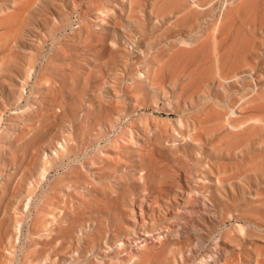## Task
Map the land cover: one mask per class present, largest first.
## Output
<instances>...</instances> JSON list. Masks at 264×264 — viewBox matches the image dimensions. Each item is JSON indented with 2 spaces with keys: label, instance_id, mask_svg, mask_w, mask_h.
I'll return each instance as SVG.
<instances>
[{
  "label": "rangeland",
  "instance_id": "rangeland-1",
  "mask_svg": "<svg viewBox=\"0 0 264 264\" xmlns=\"http://www.w3.org/2000/svg\"><path fill=\"white\" fill-rule=\"evenodd\" d=\"M129 2L0 0V264H127L142 232L128 208L158 193L171 203L146 216L149 249L199 225L190 264H264V129L222 127L228 107L264 118V0ZM194 127L202 147L180 141Z\"/></svg>",
  "mask_w": 264,
  "mask_h": 264
},
{
  "label": "bare ground",
  "instance_id": "bare-ground-1",
  "mask_svg": "<svg viewBox=\"0 0 264 264\" xmlns=\"http://www.w3.org/2000/svg\"><path fill=\"white\" fill-rule=\"evenodd\" d=\"M134 0H130L129 5L132 8ZM22 23V22H20ZM19 26V25H18ZM13 33V32H12ZM183 42V41H181ZM184 43V42H183ZM186 43V42H185ZM184 43V44H185ZM189 43V42H187ZM164 64V63H163ZM158 69V68H157ZM156 69V70H157ZM155 70V72H156ZM156 74V73H155ZM146 75L148 77H150L149 75V71L147 70ZM154 77V76H153ZM238 74L233 75L231 78L233 79H237ZM220 85L223 86V82L222 81H226V78H220ZM255 81V80H254ZM155 84V83H154ZM256 84V83H255ZM25 90V89H24ZM160 94L162 95H167L168 91L165 87L161 88ZM206 99V98H205ZM201 102H203V98L200 99ZM192 106H196L197 102H190ZM219 107V106H218ZM236 115H237V111L235 108L232 107H228V110L226 112L225 115V119L222 122V127H225L227 130L230 131V133L233 136H238V135H244L247 134L249 132H251L254 129H264V118L263 117H259V116H255V117H250L248 119H245L241 122L235 123L236 122ZM120 124V118L116 117L112 122H111V128H116V126ZM220 124V123H219ZM218 125V124H215ZM113 134V133H112ZM111 134V135H112ZM117 135V134H116ZM119 137H116L115 141L118 140ZM179 139V138H178ZM180 141H182L183 143H188V144H197L199 147L203 146L204 143V139L201 137H197L196 134V127H194L193 131L192 129H189L186 133H182L180 134ZM231 141V140H230ZM229 141V142H230ZM68 145V139L65 140V143H58V148L60 149H66V146ZM161 148V147H160ZM54 152V151H53ZM55 155H58L57 152H54ZM151 154V153H149ZM148 155V154H147ZM146 155V156H147ZM150 156V155H149ZM46 158V157H45ZM150 159V158H149ZM262 161V160H260ZM260 163V162H259ZM48 165H51V162L48 161ZM153 168V167H152ZM180 168V167H179ZM154 169V168H153ZM152 169V170H153ZM248 170H251L248 169ZM156 173V172H155ZM157 174V173H156ZM47 176V175H46ZM97 176V175H95ZM94 177V176H93ZM244 175L242 174H238L235 176L236 182H242ZM140 178L145 181L146 180V172L142 171L140 174ZM181 178V177H180ZM206 178V177H205ZM178 179V178H177ZM47 180V179H45ZM208 182L211 183H221V178L220 177H214L213 179H206ZM48 181V180H47ZM124 181V180H123ZM91 182V181H90ZM126 182V181H125ZM44 183V182H42ZM93 184V182H91ZM40 184V183H39ZM31 185V184H30ZM41 185V184H40ZM159 187V186H158ZM39 188V187H38ZM232 188V187H231ZM179 190L182 191V195L185 193V196L187 198H192L193 194H195V190L194 189H188L186 192L183 189L182 186H179ZM36 193V192H35ZM123 194V192H122ZM35 196V194H34ZM121 196V195H120ZM254 196V195H253ZM174 199H176L174 197ZM118 200V199H117ZM194 202L196 203V212L198 214H201L202 220L206 221L207 218L210 217V215L213 213L212 210H210L207 206V204L201 200H199L197 197H195ZM161 201H163L164 203H161ZM28 202V201H27ZM170 199L168 200H163V198H161V195L158 193V195L153 196L151 198V200L147 203L146 200L144 199H139L137 204H132L131 207L128 208V211L130 213H132V217L136 220V212H135V208L134 206H136L139 210V216H140V220L137 221V226L140 227L141 229V234H137V236L135 237H129L128 238V242L129 244L127 246H129V250L127 251V256L126 259L123 260V262H126L127 264H144L154 253V251H159V252H167L168 251V243L171 241V239H176V241L179 244V249L177 250V252L175 254L172 255V257L169 258V260L172 262V264H190L192 263L191 261H195V258L193 256H191L190 254H185V250H184V246L183 244L185 243L183 241V237H187L189 238H194L195 241L197 242V244L199 246L203 245L204 243V239H203V235L201 233V228L199 227V225H194L191 228L186 229L185 232H182L181 235H179L177 233V231L175 230H171L170 228L167 229L165 231V234L161 236V234H158V239L160 241V245L159 247H152L149 249V241L155 239V235L152 233L151 230H148L146 227V216H151L154 215L156 212V209L158 211H163V210H168L170 207ZM28 206V205H27ZM114 206V205H113ZM26 207V206H25ZM145 207L148 208L149 212L145 211ZM15 215L17 216L18 214L15 213ZM31 215V214H30ZM53 216V215H52ZM51 216V217H52ZM234 216V215H233ZM31 217V216H30ZM242 221V220H241ZM245 222V221H244ZM152 225V224H151ZM226 225V224H225ZM15 226V225H14ZM16 228V227H15ZM19 228V227H18ZM135 228V227H133ZM227 228V227H226ZM225 229V228H224ZM16 230V229H15ZM14 230V231H15ZM19 230V229H17ZM21 231V230H20ZM223 231V230H222ZM133 232H136V228L133 230ZM155 233V232H154ZM184 235V236H183ZM217 235V234H215ZM18 237V236H17ZM16 237V238H17ZM213 237H215L213 235ZM213 237H211L213 239ZM222 237V234L220 235V238ZM210 238V239H211ZM120 243H116V248L120 249L121 252L126 251L125 247L126 243L122 241V239L118 240ZM208 241V240H207ZM211 241V240H210ZM217 241V240H216ZM227 241V240H226ZM209 242V241H208ZM173 244V243H171ZM204 247V245H203ZM174 248V247H173ZM113 250V249H111ZM141 250H145V252L141 253ZM8 253V251H7ZM125 253V252H124ZM123 253V254H124ZM222 253V252H221ZM77 254V253H76ZM119 254V253H118ZM201 254V253H200ZM95 255V254H94ZM222 255V254H221ZM88 257V256H87ZM96 257V256H95ZM106 257V256H105ZM109 257V256H108ZM198 257V255H197ZM208 259L206 263L204 264H219V259H218V255H214L212 252L207 251L205 255H203V259ZM224 258V256L222 257V259ZM96 259V258H95ZM164 259V258H163ZM161 261V260H160ZM164 261V260H163ZM194 263V262H193ZM201 264V263H200ZM221 264V263H220Z\"/></svg>",
  "mask_w": 264,
  "mask_h": 264
}]
</instances>
